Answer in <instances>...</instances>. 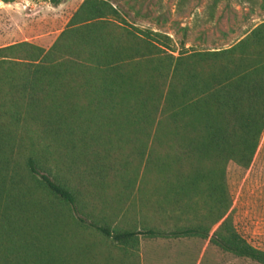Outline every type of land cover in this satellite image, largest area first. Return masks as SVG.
Returning <instances> with one entry per match:
<instances>
[{
    "label": "trees",
    "instance_id": "16d2710c",
    "mask_svg": "<svg viewBox=\"0 0 264 264\" xmlns=\"http://www.w3.org/2000/svg\"><path fill=\"white\" fill-rule=\"evenodd\" d=\"M263 133L264 22L229 48L176 53L84 0L49 49L0 47V264H141L142 237L264 264L227 180Z\"/></svg>",
    "mask_w": 264,
    "mask_h": 264
},
{
    "label": "rangeland",
    "instance_id": "374dc122",
    "mask_svg": "<svg viewBox=\"0 0 264 264\" xmlns=\"http://www.w3.org/2000/svg\"><path fill=\"white\" fill-rule=\"evenodd\" d=\"M62 2V0H61ZM130 25L172 38L178 53L183 45L196 51L226 49L264 22V0H109ZM74 9L51 0H0V47L30 42L49 49L65 29ZM227 180L238 232L264 251V133L253 164L245 169L231 162ZM115 189L109 190V198ZM115 203L106 208L112 215ZM113 216V215H112ZM87 237V236H86ZM148 260L174 250L184 264H258L226 253L200 238H140ZM180 253V254H179ZM169 257V255H162ZM151 264V263H149Z\"/></svg>",
    "mask_w": 264,
    "mask_h": 264
},
{
    "label": "crops",
    "instance_id": "0c3cea01",
    "mask_svg": "<svg viewBox=\"0 0 264 264\" xmlns=\"http://www.w3.org/2000/svg\"><path fill=\"white\" fill-rule=\"evenodd\" d=\"M83 1L84 0H62L59 5L61 7H65V9H69V7H72L74 9L73 11L75 12ZM74 12H72V14ZM164 251L165 252L160 253V257H156L153 260H148L144 255H142V264H184L185 259L174 257V254L176 253L174 250L169 249ZM162 255H169V257H163ZM176 255L178 254H175V256Z\"/></svg>",
    "mask_w": 264,
    "mask_h": 264
}]
</instances>
